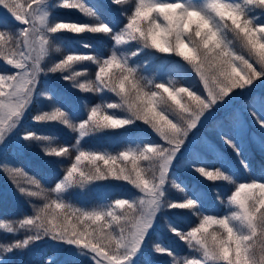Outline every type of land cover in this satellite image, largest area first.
Here are the masks:
<instances>
[{
    "label": "snow or ice",
    "instance_id": "6c2138e0",
    "mask_svg": "<svg viewBox=\"0 0 264 264\" xmlns=\"http://www.w3.org/2000/svg\"><path fill=\"white\" fill-rule=\"evenodd\" d=\"M0 10V65L11 69L0 72V157L11 145L38 150L42 165L62 166L49 187L0 159V174L31 209L0 216V264L41 244L63 264H160L161 257L166 264H264V160L257 176L250 163L253 144L264 157V0H0ZM62 10L90 22L64 18ZM113 12L123 21L113 23ZM65 33L92 34L98 43L65 41L72 50L63 51ZM85 62L92 72L81 68ZM150 69L157 74L146 75ZM193 76L201 91L178 83ZM49 77L64 84H48ZM90 95L99 102L89 103ZM38 99L48 107H38L32 123L59 125L74 134L72 143H57L54 132L21 130ZM247 117L259 137L249 136ZM217 119L216 134L247 177L211 139L192 152L193 138ZM138 124L154 138L130 139L117 152L90 146L102 133L124 135ZM182 173L213 182L226 211H205L206 193L189 190ZM108 180L135 192L96 207L67 199ZM182 212L195 218L186 229L173 219ZM161 226L185 253L149 243Z\"/></svg>",
    "mask_w": 264,
    "mask_h": 264
},
{
    "label": "rangeland",
    "instance_id": "374dc122",
    "mask_svg": "<svg viewBox=\"0 0 264 264\" xmlns=\"http://www.w3.org/2000/svg\"><path fill=\"white\" fill-rule=\"evenodd\" d=\"M91 2H93V0H89V3ZM1 11L3 12V10ZM59 15H61L64 18L77 20L81 23L90 22L74 10H62L59 13ZM63 36H64V41L60 42V46L62 47L63 51L72 50V47L66 45L65 41L69 42L70 44L72 41L81 39L88 43H91V41L87 39V37H85L84 34L82 36L76 37L71 34L65 33L63 34ZM75 50L80 52L86 51L85 49L79 46H76ZM59 55L60 54L53 53V56L55 58H59ZM169 59L174 60L176 58L172 57ZM88 64L89 63L85 62L83 65H81V68L87 69L89 72H92L93 69L88 68ZM154 67H158V66H154ZM184 67L187 69V65H185ZM6 71H11V69L6 68L3 65H0V72H6ZM155 74L157 73L152 69H150L149 72L146 73V75L149 76ZM164 78L167 79L168 78L167 75H165ZM44 81L48 84H58V85L64 84L63 81H59L51 77L44 78ZM178 83L194 85L197 91L202 90L198 81L194 76L190 79H184L182 77L181 79L178 80ZM62 91H70L73 95H80L78 92H76V90L68 89L67 87L63 88ZM88 102L89 103L99 102V98L90 95L88 97ZM38 107L46 108L48 107V102L43 99L37 100L36 104L33 105L32 111L29 113L28 118H26L25 121L23 122L21 130L23 131L27 129V130H36L41 132H54L58 134L59 139H62L63 143L66 144L72 143L74 134L70 133L68 130L60 127L59 125L52 124V125L42 126L32 123L31 115L35 113ZM75 118L76 119L80 118L78 113L76 114ZM218 119L207 122L205 126L200 129L199 133L197 134V137L193 138V143L191 146L192 152L203 151L202 148L203 139L204 138L211 139L220 148H222L225 153L229 155L230 159L232 160V163L236 166V169L238 170V174L247 177L248 174L245 173L242 169H240V166L237 164L235 157L231 153V150L223 145L222 141L216 134ZM247 119L249 124L248 127L249 136L252 137L254 134L256 137H259L260 136L259 129L256 128L254 125H252L251 117H247ZM120 131H109L106 133H102L97 138H95L93 141L90 142V146L111 152H117L127 147L130 139H133L136 142H140L149 137L154 138V134L151 133V130L147 129L146 126H144L143 124H138L135 127L129 128L127 130V133H125L124 135H121ZM252 150L253 152H258L255 144L252 145ZM37 152L38 150L33 149L32 152L21 153L19 151L14 150L10 145L9 149L3 154L2 157H0V159H3L4 161L7 162H11L12 164L15 165H22L25 169H27L29 173L34 174L45 185L51 187L53 182L62 174V166L50 167V166L42 165L37 157ZM192 152H190L188 155L191 156ZM209 159H211V157H209ZM64 163L67 164V161H65ZM250 163L252 165L253 172L256 171V164L251 160ZM208 167H214V165L209 163ZM182 178L186 180L189 186V190L195 187L198 190H203L206 193V198L202 201L205 211L215 212L217 214H222L226 211L224 206L219 203V200L217 198V193L212 190L213 182L203 181L194 173L191 174L182 173ZM1 182H3L4 184H11L3 174H0V183ZM134 192L135 190L132 189V187L128 185L126 182L108 180V181L97 182L95 185H92L86 191L75 189L72 191V194L67 197V199L70 202L79 204L81 206L96 207L113 202L117 198L131 196ZM224 192H225V187L221 185L220 187L221 195H223ZM169 195L174 199L180 198V196L176 193V191L172 189H170ZM176 211H181V210H176ZM173 219L176 221L178 227L184 229L190 227L191 224L194 223L195 221V218L189 216L186 212H182V214L179 216H174ZM153 242H161L165 246L173 248L178 253H185L187 251L185 245L182 242H180L176 237L168 234L163 229V226H161V229L158 230L157 233H154L153 241H150L149 243L152 244ZM32 251H34V253H37L39 256L37 257L36 255H31L33 256L31 257L29 255L30 259H28L27 261L24 260L23 263L20 264H63L64 257L57 256L54 250L52 249V247L48 244H41L39 246L33 247ZM159 259H160V264H166L167 258L161 257ZM82 264H91V261L85 259L82 261Z\"/></svg>",
    "mask_w": 264,
    "mask_h": 264
},
{
    "label": "trees",
    "instance_id": "16d2710c",
    "mask_svg": "<svg viewBox=\"0 0 264 264\" xmlns=\"http://www.w3.org/2000/svg\"><path fill=\"white\" fill-rule=\"evenodd\" d=\"M112 16H115V19L112 21L113 23H116L117 21H123V17L118 16L115 12L112 14ZM0 18H4V13L1 10ZM109 18L111 19V16ZM84 36L87 37V39H89L93 45L98 43V40L94 35L84 34ZM108 43H110V41ZM104 51L107 52V48H105ZM88 68L94 70V66L90 63L88 64ZM57 143H63L62 139H59ZM262 160H264V157H261L259 152H255L254 158L251 159V161L256 164V171L252 173L253 176L259 175V166ZM30 211L31 209L26 202V198L20 196L12 184H4L3 182L0 183V216L21 217L26 213H30ZM29 255H36L37 257L39 256L37 253H34L31 248L22 253L14 254L11 257L12 264H20L23 263L24 260L27 261L30 259Z\"/></svg>",
    "mask_w": 264,
    "mask_h": 264
}]
</instances>
